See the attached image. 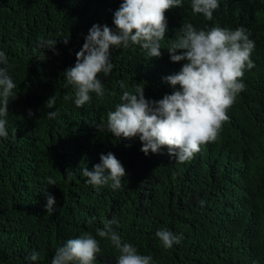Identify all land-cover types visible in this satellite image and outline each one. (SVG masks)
Masks as SVG:
<instances>
[{"label": "trees", "instance_id": "16d2710c", "mask_svg": "<svg viewBox=\"0 0 264 264\" xmlns=\"http://www.w3.org/2000/svg\"><path fill=\"white\" fill-rule=\"evenodd\" d=\"M122 2L0 0V51L8 58L0 67L16 84L8 136L0 137V264H51L58 247L84 233L99 243L93 264H117L118 250L96 234L110 220L122 242L151 256L152 264H264V0H218L211 20L182 0L165 12L161 56L148 58L138 45L113 47L112 71L98 75L104 95L90 93L77 107L64 71L74 66L93 24L114 29L113 13ZM189 23L197 31L244 28L254 42V67L245 69V89L227 109L217 140L180 163L166 147L145 155L138 137L117 139L106 124L125 90L145 86L152 100L174 91L163 78L186 61L171 62L166 48ZM48 40H57L54 48L44 47ZM49 111L57 113L54 119ZM109 152L126 171L116 190L111 181L97 188L82 175ZM48 177L56 185L47 186ZM46 187L54 213L44 209ZM159 229L182 239L165 249L155 235ZM33 252L38 259H26Z\"/></svg>", "mask_w": 264, "mask_h": 264}, {"label": "clouds", "instance_id": "9594fccd", "mask_svg": "<svg viewBox=\"0 0 264 264\" xmlns=\"http://www.w3.org/2000/svg\"><path fill=\"white\" fill-rule=\"evenodd\" d=\"M181 5L182 0H123L113 13L114 29L93 24L76 53L74 66L64 71L67 85L75 88V105L84 106L91 99L90 93L104 95L98 75L103 73L106 77L112 71L110 49L113 47L138 45L146 51L148 58H159L160 42L167 31L165 12ZM218 7V0H191L193 12L208 20ZM181 32L182 36L166 48L171 62L186 61L179 72L163 78L174 91L159 100L146 99L145 86H136L134 92L123 91L121 102L107 114L106 130L117 139L138 137L142 144L140 151L145 155L158 153L166 147L171 157L183 163L191 160L203 145L217 140L223 123L229 119L227 109L245 89L242 82L245 69L254 67L250 59L254 42L242 27L230 30L216 26L197 31L189 23L181 28ZM56 41L42 43L45 48H54ZM62 41L66 45L68 36ZM178 50H181L179 54ZM7 63L6 54L0 51V64ZM119 83L122 89L127 88L123 81ZM177 85L179 89L175 90ZM14 88L16 84L7 68L0 67V137L8 136L6 117ZM47 104L53 108L55 97L51 96ZM47 115L54 119L57 113L49 111ZM99 159L100 163L93 165L91 170L87 167L82 170L86 182L99 188L111 181V188L119 189L126 176L123 165L111 152L101 154ZM49 185H56L51 177L47 178ZM43 194L45 211L54 213V196L47 187ZM114 223V220L106 222L96 234L118 250L117 264H152L151 256L140 255L131 243L122 242L121 236L112 228ZM155 235L165 249L182 239V235L177 236L167 229H159ZM99 251L98 241L84 233L58 247L51 264H93ZM38 256L33 252L26 259L36 261Z\"/></svg>", "mask_w": 264, "mask_h": 264}]
</instances>
